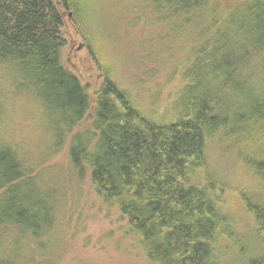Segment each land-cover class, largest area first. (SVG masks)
Returning a JSON list of instances; mask_svg holds the SVG:
<instances>
[{"label":"trees","instance_id":"16d2710c","mask_svg":"<svg viewBox=\"0 0 264 264\" xmlns=\"http://www.w3.org/2000/svg\"><path fill=\"white\" fill-rule=\"evenodd\" d=\"M85 3L0 0V115L7 88L9 101L24 98L40 118L45 156L69 140L77 178L88 177L102 206L121 214L132 246L152 264H264V0L124 6L123 14L134 8V19L156 27L162 61L187 60L168 121L144 113L111 78L92 100L63 65V11L77 7L84 19L95 9ZM85 119L90 124L81 127ZM4 138L0 264H53L59 188L33 175L24 144ZM213 148L248 171L262 192V201L253 193L230 196L246 204L252 231L241 230L229 208V186L209 162Z\"/></svg>","mask_w":264,"mask_h":264},{"label":"rangeland","instance_id":"374dc122","mask_svg":"<svg viewBox=\"0 0 264 264\" xmlns=\"http://www.w3.org/2000/svg\"><path fill=\"white\" fill-rule=\"evenodd\" d=\"M92 1L94 12L87 13L84 19L77 7L63 11V65L78 76L92 100H96L106 79L111 78L147 115L164 121L173 119L175 103L185 83L187 60L184 61L182 55L166 61L160 59L156 27L147 24L146 19H134V8L128 11L131 19H124L127 14H123L124 6L129 0H98L100 4ZM85 11H88L87 5ZM119 14L122 15L117 17ZM8 92L5 88L4 111L0 115L1 136L24 144L29 158L36 163L33 175L41 173L45 181L59 188L54 233L49 245L53 253L51 263L152 264L137 246H132L121 214L102 206L88 177L77 178L70 161V141L57 152L45 156L40 118L32 113V105L24 98L9 101ZM89 124V119H85L81 127ZM209 162L229 186L225 191L229 200L240 192L248 197L253 193L257 200H263L261 190L256 189L248 171L240 164L232 165L229 156L222 157L221 151L213 148ZM229 208L240 220L239 228L244 232L252 231L253 219L246 204L232 199ZM41 256L36 257L38 262Z\"/></svg>","mask_w":264,"mask_h":264}]
</instances>
